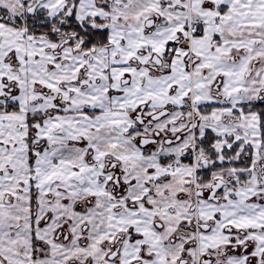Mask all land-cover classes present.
<instances>
[{
  "label": "snow or ice",
  "instance_id": "6c2138e0",
  "mask_svg": "<svg viewBox=\"0 0 264 264\" xmlns=\"http://www.w3.org/2000/svg\"><path fill=\"white\" fill-rule=\"evenodd\" d=\"M0 264H264V0H0Z\"/></svg>",
  "mask_w": 264,
  "mask_h": 264
}]
</instances>
